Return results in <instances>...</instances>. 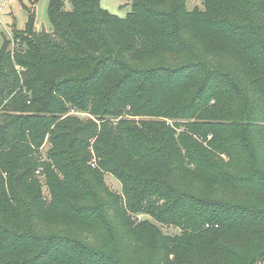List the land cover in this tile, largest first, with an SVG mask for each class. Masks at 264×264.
I'll return each mask as SVG.
<instances>
[{"label": "trees", "instance_id": "16d2710c", "mask_svg": "<svg viewBox=\"0 0 264 264\" xmlns=\"http://www.w3.org/2000/svg\"><path fill=\"white\" fill-rule=\"evenodd\" d=\"M187 2L50 0L5 43L0 264H264V0Z\"/></svg>", "mask_w": 264, "mask_h": 264}, {"label": "rangeland", "instance_id": "374dc122", "mask_svg": "<svg viewBox=\"0 0 264 264\" xmlns=\"http://www.w3.org/2000/svg\"><path fill=\"white\" fill-rule=\"evenodd\" d=\"M132 3L133 0H101V6L104 9L120 18H126L128 16V14L131 12ZM49 5L50 0H0V52L3 50L7 41L11 42L10 46L11 48H13V38L15 32L21 33L27 29L28 14L29 10L31 9L36 10L35 29L37 31L51 30L52 24L49 18ZM66 6L67 8L71 7L69 2H67ZM187 6L189 9L197 7L199 10H201L204 8L203 0H188ZM78 114H80V116H82L84 119L95 118L93 115H88L84 112ZM136 118L139 119L141 117ZM151 118L152 120H166L175 128H178L181 124H184V122H186L183 119L176 118ZM177 123L179 124L177 125ZM49 147L50 143L47 141L42 148V153L44 156L46 155L45 153L47 152ZM92 153L94 156L92 160V166L99 167V162L95 151L92 150ZM44 176L45 175L43 174V168L39 167V170L36 174V178L42 187L43 195L46 198V201H50L51 191ZM105 182L107 183V185H109L111 189L120 193L123 192L121 181L111 172L105 171ZM132 216L133 218H137L138 221H140V219L141 221L142 219L146 220L144 222L153 225L162 234L181 235L184 232L183 229L177 225L159 221L154 216H152L150 212H142L140 214H133ZM189 230L192 231L191 228H189Z\"/></svg>", "mask_w": 264, "mask_h": 264}]
</instances>
